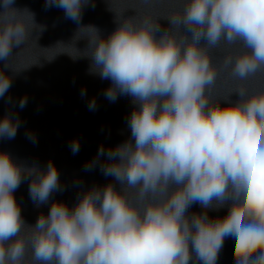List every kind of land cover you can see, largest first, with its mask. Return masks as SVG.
<instances>
[{
  "label": "clouds",
  "instance_id": "1",
  "mask_svg": "<svg viewBox=\"0 0 264 264\" xmlns=\"http://www.w3.org/2000/svg\"><path fill=\"white\" fill-rule=\"evenodd\" d=\"M90 3L46 0L77 24ZM14 4L0 0V98L12 86L4 69L32 65L17 67L13 49L45 30ZM110 10L114 31L80 25L74 39L87 47L62 53L88 58L89 74L111 81L109 101L131 98L130 137L101 145L84 166L115 183L78 193L71 208L53 201L28 224L14 192L30 180L31 200L46 205L64 190L59 172L51 160L41 169L0 151V264H217L228 237L234 264H264V0H130ZM20 124L0 118V138L14 139ZM69 147L78 153L79 141ZM194 204L203 211L189 213Z\"/></svg>",
  "mask_w": 264,
  "mask_h": 264
}]
</instances>
